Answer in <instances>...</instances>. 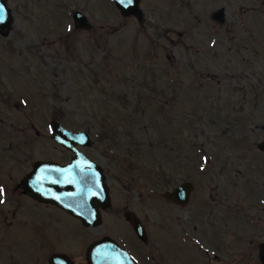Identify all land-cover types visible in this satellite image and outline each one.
I'll return each instance as SVG.
<instances>
[{
	"label": "rangeland",
	"instance_id": "obj_1",
	"mask_svg": "<svg viewBox=\"0 0 264 264\" xmlns=\"http://www.w3.org/2000/svg\"><path fill=\"white\" fill-rule=\"evenodd\" d=\"M6 3L4 223L14 219L17 185L36 160L72 156L52 138L56 120L88 133L90 144L78 148L101 166L111 204L88 229L60 212L61 230L44 238L49 248H73L86 264L87 245L108 235L139 264H263L264 0H139L140 14L126 17L111 0ZM74 10L88 27H74ZM183 181L193 188L180 207L163 193ZM24 200L34 224L9 230L1 246L11 252L0 264H46L47 247L37 255L44 231L35 218L55 211ZM126 210L140 220L146 242Z\"/></svg>",
	"mask_w": 264,
	"mask_h": 264
},
{
	"label": "water",
	"instance_id": "obj_2",
	"mask_svg": "<svg viewBox=\"0 0 264 264\" xmlns=\"http://www.w3.org/2000/svg\"><path fill=\"white\" fill-rule=\"evenodd\" d=\"M111 1L124 17L140 14L139 0H133L132 4L127 6V0H124L123 4L120 0ZM0 5L5 9L4 20L0 23V30L3 31L11 23L12 13L6 0H0ZM223 15V8L215 14L218 21L223 19ZM71 16L74 27L89 26L88 19L79 10H74ZM49 128L52 130L53 140L73 154L66 163L36 160L21 180L23 192L38 201L51 203L65 210L87 227H96L101 223V210L110 206L111 199L105 181L106 175L101 166L78 148L88 146L91 139L86 131L73 132L56 120L50 121ZM263 147L264 145H261V148ZM192 188L190 181H183L172 191L164 192L163 196L185 205L189 201ZM123 215L130 222L136 236L146 242V230L140 220L131 210L124 211ZM64 257V254H53L50 262L61 264L59 260ZM258 257L264 264V244L260 245ZM85 260L86 264H139L127 249L108 235H103L86 247Z\"/></svg>",
	"mask_w": 264,
	"mask_h": 264
},
{
	"label": "flooded vegetation",
	"instance_id": "obj_3",
	"mask_svg": "<svg viewBox=\"0 0 264 264\" xmlns=\"http://www.w3.org/2000/svg\"><path fill=\"white\" fill-rule=\"evenodd\" d=\"M217 19V18H216ZM68 162V161H67ZM1 181V180H0ZM3 182V181H2ZM2 184V183H1ZM2 186H3V190H4V195H8V193H6V188H5V186L2 184ZM19 188H20V193H19V196H22V197H19V198H15L14 200H13V203H14V205L15 204H17V206L15 207V209H13V217H14V219L13 220H10L9 222H7V223H4V218L3 219H1L0 218V255H5V254H9L11 251H8L5 247H2L1 246V243L3 242H5L6 241V239H8L7 237H6V235L8 234V232H9V230L11 229V228H14L15 226H19V227H26V226H31V225H33L34 224V221L31 219V218H29V217H27L26 215V211H25V205H24V203H25V200L24 199H27V200H31V201H33V202H35V203H38V204H41V205H43L44 207H50V210H52L53 212L52 213H54V211H55V213L54 214H49V216H43L44 214H40V215H37V217L35 218L36 220L38 219V221H37V223L39 224V226L41 227V228H43V233H41V237H40V239L38 240V243H39V245H40V247H41V249L39 250V252L37 253V255H40V253H41V251L42 250H44V248L45 247H47V249H48V252H47V257H46V260H45V263L46 264H51L52 262H50V258H51V256L53 255V254H64L66 257H64V258H62L61 260H59V261H61V264H78V262L75 260V258H74V256H73V254H74V250H73V248H70V249H68V248H66L67 250H64V249H57V250H55L54 248L52 249V248H49V245L47 244V242H46V238H48V237H50L51 235H53V234H50V233H53V232H55L56 233V231H59V230H61V228H57L58 227V222H59V220H60V217H59V214H60V212H62V213H64L65 215H66V217H67V220H68V222H70V221H74V220H77L78 222H80V224H82L81 223V221L78 219V218H76V217H74V216H72L71 214H69L68 212H66L65 210H63V209H61V208H59V207H57V206H55L54 204H51V203H47V202H41V201H38V200H36V199H34V198H32V197H30L29 195H27L26 193H24L23 192V187H22V184H21V182L17 185ZM11 199H12V197H10ZM9 200V199H8ZM7 200V202L6 203H9L10 201H8ZM24 200V201H23ZM174 202V201H173ZM5 203V204H6ZM175 203V202H174ZM176 204V203H175ZM177 205H179L180 207L182 206H185V205H181V204H179V203H177ZM105 211V210H104ZM104 211H102V213L104 212ZM60 215H62V214H60ZM102 215V214H101ZM17 218H20V219H17ZM27 218H29L30 220H28ZM128 222V221H127ZM14 223H16L15 225H13ZM129 223V222H128ZM12 224V225H11ZM54 227V228H51V227ZM82 226H84V227H86L87 229H88V227L87 226H85V225H83L82 224ZM132 227V226H131ZM136 235V234H135ZM3 236V237H2ZM103 236V235H102ZM101 236V237H102ZM45 238V239H44ZM138 238V237H137ZM147 238H148V236H147ZM95 240H97V239H95ZM94 241V240H93ZM142 241V240H141ZM92 242V241H91ZM90 242V243H91ZM89 243V244H90ZM88 244V245H89ZM87 245V246H88ZM11 247L12 248H16L14 245H12L11 244ZM55 247V246H54ZM20 248V247H19ZM25 250H27V248H24ZM29 250V249H28ZM85 251H86V248H85ZM85 251H84V257H85ZM31 254H33V253H31ZM258 254H259V252H258ZM36 256V255H35ZM34 257V256H33ZM36 260H37V258H36ZM40 260H42L41 258H39L38 260H37V262H36V264H39L38 262L40 261ZM70 261H71V263H70ZM86 261V260H85ZM54 264V263H53Z\"/></svg>",
	"mask_w": 264,
	"mask_h": 264
},
{
	"label": "snow or ice",
	"instance_id": "obj_4",
	"mask_svg": "<svg viewBox=\"0 0 264 264\" xmlns=\"http://www.w3.org/2000/svg\"><path fill=\"white\" fill-rule=\"evenodd\" d=\"M120 2L123 4L124 0H120ZM132 2H133V0H127V3L125 6L132 4ZM4 12H5L4 7L2 5H0V23H2L4 20ZM3 195H4V190L2 188H0V204L5 202L2 198Z\"/></svg>",
	"mask_w": 264,
	"mask_h": 264
}]
</instances>
